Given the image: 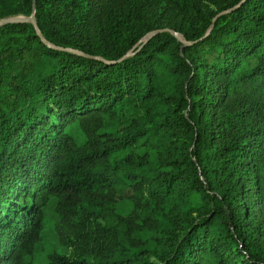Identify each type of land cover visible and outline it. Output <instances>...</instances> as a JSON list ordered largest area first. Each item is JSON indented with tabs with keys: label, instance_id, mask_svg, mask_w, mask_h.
I'll list each match as a JSON object with an SVG mask.
<instances>
[{
	"label": "trees",
	"instance_id": "1",
	"mask_svg": "<svg viewBox=\"0 0 264 264\" xmlns=\"http://www.w3.org/2000/svg\"><path fill=\"white\" fill-rule=\"evenodd\" d=\"M31 14L0 25V264L51 200L46 264H264V0H0Z\"/></svg>",
	"mask_w": 264,
	"mask_h": 264
},
{
	"label": "rangeland",
	"instance_id": "2",
	"mask_svg": "<svg viewBox=\"0 0 264 264\" xmlns=\"http://www.w3.org/2000/svg\"><path fill=\"white\" fill-rule=\"evenodd\" d=\"M167 21H172L173 17L170 12H164ZM28 18L29 16L16 15ZM126 194L118 196V199H122ZM256 221L261 222V226H264V205H258L256 207ZM58 219V214L55 210L54 201L51 200L48 205L44 207V228L43 239L37 246L34 255L28 258V264H46V255L51 249H55L60 253H68V250L61 246L58 242L56 232L54 230V223Z\"/></svg>",
	"mask_w": 264,
	"mask_h": 264
},
{
	"label": "water",
	"instance_id": "3",
	"mask_svg": "<svg viewBox=\"0 0 264 264\" xmlns=\"http://www.w3.org/2000/svg\"><path fill=\"white\" fill-rule=\"evenodd\" d=\"M16 22H28V23L32 24L35 28H37L36 19H35V17L33 16V14H31L28 18H26V17H21V16H13V17H6V18H2V19H0V25L6 24V23H16ZM212 25H213V24H211L210 27H212ZM163 30H167V29H159V30L153 31V32H151L149 35H147V37L150 36V35H152V34L155 33V32H159V31H163ZM37 34H38L40 37H42L41 34H40L39 32H38ZM176 36H177L180 40L183 41V39L180 38L179 35H176ZM129 54H130V52H127L126 55H129Z\"/></svg>",
	"mask_w": 264,
	"mask_h": 264
}]
</instances>
